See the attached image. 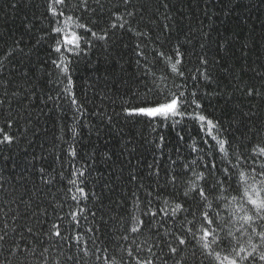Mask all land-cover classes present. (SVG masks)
<instances>
[{
	"label": "snow or ice",
	"instance_id": "obj_1",
	"mask_svg": "<svg viewBox=\"0 0 264 264\" xmlns=\"http://www.w3.org/2000/svg\"><path fill=\"white\" fill-rule=\"evenodd\" d=\"M18 5L34 9L31 20L25 16L28 31L47 22L36 45L44 41L48 52L34 64L18 59L28 55L22 39L0 47V155L27 139L30 130L35 135L31 125L36 108L61 133L50 148L40 144L60 167H36L30 161L7 177L0 170V264H264V64L259 69L242 66L240 75H234L242 80L251 71V79L260 83L237 86L248 101L247 111L238 106L225 125L206 113L202 100L210 94L200 88L201 81L213 79L211 66L219 61L209 60L202 42L199 52L195 45L189 50L190 36L173 42L165 35L173 31V23L163 24L155 35L149 26L156 19H146L144 4L43 0L40 13L34 0H9L7 6ZM162 7L169 8L167 0ZM125 34L138 41L132 49L137 74L124 82L127 99L121 98L120 111L113 108L109 114L105 101L116 104L115 93L97 92L100 106L87 91L78 95L74 66L94 50L110 54L123 44ZM249 39V51H256L254 38ZM218 47L227 50L226 43ZM192 57L195 66L188 67ZM88 87L94 89V84ZM89 116L98 117L104 128L117 118L125 124L146 118L153 131H174L180 144L184 131L195 126L200 140L191 151L196 155L183 156L179 145L175 156L166 155L168 141L159 131L150 142L151 163L141 167L139 160L134 164L129 158L127 176L125 166L105 174L98 167L101 154L82 145L83 129L97 138L103 130L80 119ZM125 151L131 157L136 147ZM102 159L107 164L112 154L103 153ZM29 169L34 172L31 187Z\"/></svg>",
	"mask_w": 264,
	"mask_h": 264
},
{
	"label": "trees",
	"instance_id": "obj_2",
	"mask_svg": "<svg viewBox=\"0 0 264 264\" xmlns=\"http://www.w3.org/2000/svg\"><path fill=\"white\" fill-rule=\"evenodd\" d=\"M115 2L116 0H113V3ZM134 2L146 6L148 9L146 19L149 16L155 17L156 25L149 26L155 35L160 34L163 24L173 23V31L170 34L165 33V35L171 36L173 42L177 39L183 42L185 37L190 36L193 43L187 45L189 50L195 45L196 51L199 52V43L202 42L207 45L209 60L219 61L211 66L213 79L208 83L201 81L200 84L201 91L210 94L202 100L207 114L212 117H220L227 125L228 120L235 114L233 110L238 106L247 111L248 101L237 90V86L242 89L249 82L256 84L260 82L258 79H251V71L246 70L242 80L234 79V75H240L242 66L247 69V65L251 64L252 68L259 69L261 64H264V41H261V36L264 35V0H231V3L229 0H167L168 9L162 7V0H134ZM8 4L9 0H0V47L4 46V41L10 43L13 38H19L22 39L21 46L24 47V51L28 55L21 54L18 59L22 58L25 62L31 59L34 64L45 60L48 52L47 44L41 41L39 45H36V41L42 35L40 29L47 28V22L36 23L31 31H28L25 27L27 23L25 16L31 20L34 9L23 5L12 9L7 6ZM34 4L40 6L35 9L37 13L44 11L43 0H34ZM157 8L159 11H156ZM165 16L172 17V20H166ZM250 36L254 38L257 45L256 51H249L253 47V40L249 39ZM136 42L138 41L135 37L125 34L123 44H127L128 47H123L121 44L114 47L110 54H105L97 49L91 52L87 59L76 64L73 79L77 94L81 95L83 91H87L88 98L94 99V103L100 106V96L97 95V92L101 95L105 92L115 93L113 98L116 99V104H108L105 101V105L108 107L109 114L113 108L119 112L120 104L123 102L121 98L127 99L125 93L128 83L124 82L135 79L137 74V65L135 64L137 58L132 51ZM219 43H226L227 50L219 48ZM150 48L149 59H151ZM189 55L191 56V51H189ZM192 60L193 63L188 67L195 66V57H192ZM141 62L143 63V58H141ZM225 68L229 70L225 71ZM232 69H235V73L231 71ZM90 84H94V89L88 87ZM254 103L259 104L260 101L257 100ZM32 112L34 122L31 128L35 130V135L30 130L27 133V139L21 138L10 151L5 149L3 155H0V170L6 177L20 173L30 161L35 163L36 167L43 163L49 169L54 166L59 170V162L54 164L53 156L42 151L40 144L43 143L45 148H50L53 137L60 136L61 133L52 120L40 115L38 109L33 108ZM37 116H39L38 120ZM68 117L67 122L72 124L71 113H68ZM80 119L85 123L90 121L92 125L100 126L103 129L100 138L95 136L94 131L89 137V129H83L82 145L85 146L86 151L95 150L101 154L97 158L98 167L105 174L125 166L124 175L127 176L126 163L129 158L133 160L134 164L136 160H139L141 167L151 163L153 155L150 142L155 141L159 131L164 132L168 141L164 150L166 155L171 153L175 156L173 150L179 145L182 155L191 159L196 155L191 151L194 146L193 142L195 141L198 145L200 140L195 126H190V131H184L185 142L180 144L174 131L171 129L153 131L152 127L146 123V118H141V122L137 124H125L122 119L117 118L116 123L109 128H104L96 116L80 117ZM21 123L23 124V120ZM129 138H131V143H128ZM132 146L136 147V152L132 153L130 157L129 152L125 151V147L130 149ZM103 153L112 154V160L107 164L103 162ZM33 155L46 156L47 159L32 161ZM157 158H161L159 154H157ZM26 175L29 187H31V178L34 172L29 169Z\"/></svg>",
	"mask_w": 264,
	"mask_h": 264
}]
</instances>
